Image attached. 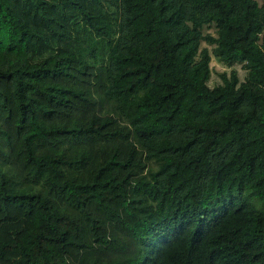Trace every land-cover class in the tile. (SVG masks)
<instances>
[{
  "label": "trees",
  "instance_id": "1",
  "mask_svg": "<svg viewBox=\"0 0 264 264\" xmlns=\"http://www.w3.org/2000/svg\"><path fill=\"white\" fill-rule=\"evenodd\" d=\"M0 264H264V0H0Z\"/></svg>",
  "mask_w": 264,
  "mask_h": 264
},
{
  "label": "rangeland",
  "instance_id": "2",
  "mask_svg": "<svg viewBox=\"0 0 264 264\" xmlns=\"http://www.w3.org/2000/svg\"><path fill=\"white\" fill-rule=\"evenodd\" d=\"M204 32H210L212 34H215V29L213 27H209L207 25L203 26ZM207 46L210 53L212 49V44L207 43L206 41L202 40L200 43V47ZM210 67H211V74L209 78V85H214L216 83L221 82L220 79V72L226 71L230 72L232 69H235L238 75V78L242 80L246 75V69L240 64L235 63L233 66H226L222 61L218 60L212 53H211V60H210Z\"/></svg>",
  "mask_w": 264,
  "mask_h": 264
}]
</instances>
